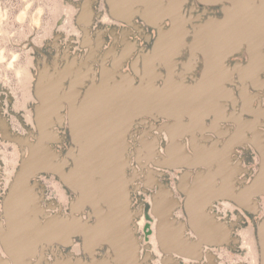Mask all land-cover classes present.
<instances>
[{
  "label": "rangeland",
  "instance_id": "rangeland-1",
  "mask_svg": "<svg viewBox=\"0 0 264 264\" xmlns=\"http://www.w3.org/2000/svg\"><path fill=\"white\" fill-rule=\"evenodd\" d=\"M163 1L108 0L107 3V0H0V221H2L4 226L6 221L3 209L4 198L20 168L22 158L29 154V147L25 144H20L14 138L20 136L35 141V136L39 134V125L41 127V140L36 149L32 150L29 162L31 169L47 166L62 172L64 163L68 162L67 158L62 161V154L70 142V135L66 128L62 129V122H60L64 100L70 104L72 112H75L72 113L70 118V126L72 127L73 141L77 145V149L72 147L68 155L74 158L78 174L76 176L71 175L70 179L73 181L79 180L85 162L88 159H92L93 165L99 163L103 152L108 154L109 160L112 159V157H109L110 153L113 155L115 151L117 155L121 151L124 157L123 142L125 130L134 123L133 117L137 113H129H134L132 116L124 113L125 110L132 108L127 107V99L125 100L127 98L126 93L130 90L127 88L126 82L129 81L130 77L120 69L123 60L131 50L130 46L134 48L135 45L127 39L126 31L122 28L129 25L114 21L113 18H110L109 13L121 19H128L129 22L131 21L130 18L136 13H140L151 24H154L152 19L156 15H170L175 19L172 26L158 36L154 47L155 53L152 56H146V68L142 78L144 80L146 77L147 90L150 91L149 87L154 89L152 85L156 79L163 78L168 82L174 78L175 71L173 69L176 66L174 58L181 47L188 46L192 52V57H194V50L197 47L203 48L200 49L205 52V59L209 67L205 71L204 77L208 78L210 72L217 66L215 62L212 67L214 54L226 42L217 41L212 32L220 30L222 27H225L223 28L225 39L228 38L230 33L233 36L229 40L228 48L234 47L238 40L241 41L243 39L252 41L258 48L264 45V0L262 5L251 8V10L246 12L244 9L237 7L230 9L227 11V17L225 18L229 23L207 22L206 24H198L199 28L196 29L195 27L196 32L191 42H188L190 36L187 37V35L190 32L187 25L191 23V25L196 26V24H193L190 3L188 1L185 3V10L190 15L186 16V11L182 10L183 0H169L168 3ZM238 1L242 2L245 0H236L235 2ZM137 5L143 6L141 12H139ZM196 5L197 8L201 7L198 4ZM109 6L111 8L110 12ZM242 12L244 15L248 14V16L245 18L239 16ZM105 15V18H110L111 20L108 22L101 21ZM112 29L117 30L118 34L122 30L121 40L113 37L110 32ZM134 31L136 33L133 34V37L138 38L140 44L150 46L153 43V38L141 36L136 28H134ZM112 32L115 34V31ZM102 35L105 36L103 47L111 46L109 50L110 53H114L115 58L112 61L111 69H108L101 76L100 83L95 84V74L94 76L87 74L90 67L83 71L80 65L66 60L68 53L74 56L75 54L86 53L88 48L92 49L91 52L96 50V48L101 50L103 47L100 36ZM163 40L168 41V44H161L160 41ZM120 43L123 47L117 52V48L121 47ZM210 49H213V51H209ZM122 52L124 53L123 55ZM251 52L255 63L254 66L241 67L239 72L244 80L243 89H245L244 86L247 84L246 78H252L250 83L255 87H264V82L259 76L260 70L256 69V64L261 59V54L259 55L254 51ZM187 53L188 51L184 49V53L179 56V69L184 68L185 70L183 62H186L184 63L185 66L192 62V57L187 62L189 59ZM229 53H226L225 56ZM107 54L109 53L107 52ZM225 56L222 61V71L218 72L219 76H222L220 83H224V81L231 78L232 71L226 70L224 66ZM155 58L157 61H155ZM235 59H245V54L229 56L228 64ZM158 61L167 68L166 75L161 76L156 71L155 65L158 64ZM197 62L199 61L196 60L195 64ZM127 63L123 66V70L128 68L129 64ZM187 72V78H195L200 74L201 67H196L194 71L189 69ZM69 77V87L63 90L66 87L65 84H67L65 80ZM85 77L93 80L92 84L94 86L91 87L90 85L88 88L89 92H92V96L89 100L84 99L82 104H78L74 98V95L78 94L76 86L83 83ZM111 80L113 81L112 84L110 83ZM37 92L40 94L41 103ZM129 92L131 93L132 91ZM137 92L139 91L137 90ZM106 93L109 96L108 104L101 103L102 98H104L103 95L106 96ZM111 94L113 99L110 98ZM47 99L52 102L45 106L46 102L49 101ZM37 104H39V107L36 121ZM80 112H82L83 116ZM255 113L257 117L264 116V108ZM100 125H104V128L100 138H97ZM252 132L255 134L253 138L260 145L259 149L264 156L261 132L255 128H252ZM62 133L64 134L63 141ZM130 140L132 139L130 138ZM45 142L54 152L59 154L61 159L49 149ZM145 143V146H141L142 148L137 147L138 160L143 157L154 160L156 151L154 145H152L153 142L147 140ZM149 145L153 146L152 152L149 150L151 148V146L149 148ZM43 148L47 153L45 160L38 155L39 149L44 150ZM84 148L86 150L83 153ZM75 149L78 150L77 155L74 153ZM184 154L186 155L185 150L172 146L168 154L161 153V159L168 161L171 157L175 159L187 158ZM167 173L171 176L176 174L177 171L173 173L168 171ZM167 176L169 178V175ZM35 179L38 181V186L36 187L38 196L29 182H26L25 190L22 185L19 186L15 211L10 209L9 198L6 201V207L10 209L11 213V215L8 214L12 224L9 227L11 234H13V230L16 232V228L21 231L27 225L32 226L34 224L36 228L41 227L44 223H42L43 220L41 221V217L38 215L40 206L44 208V213L46 214L47 212L58 211L59 207H61L62 211V206L68 207V203L73 197V193L63 186L62 180L55 173L42 172ZM153 179L151 176L150 180ZM133 197H135L132 204L134 209H137L140 204L144 206L142 219L137 218V220H140V236L144 237L142 239L143 246L146 244L151 245L152 254L159 255L160 252L157 248L155 237L151 235L154 222V216L149 207L151 192L140 190ZM166 205L165 209L168 208ZM241 225L242 229L240 227L239 229H241L242 243L233 247L222 248V260L225 264H238L240 262L243 264H259L256 238L249 217L246 224L241 222ZM23 235V232H18V238L8 237L7 242L12 244L13 247H20L25 252L23 249L24 244L22 243L26 242V240H23ZM73 250L75 251L76 248H73ZM33 253H35V250ZM0 254L6 255L2 248L1 240ZM23 254L25 255V253ZM36 257L39 259L35 261V264H40L42 256L41 254L39 255V250H36ZM24 260L25 262L27 261L26 256Z\"/></svg>",
  "mask_w": 264,
  "mask_h": 264
},
{
  "label": "crops",
  "instance_id": "crops-1",
  "mask_svg": "<svg viewBox=\"0 0 264 264\" xmlns=\"http://www.w3.org/2000/svg\"><path fill=\"white\" fill-rule=\"evenodd\" d=\"M183 1L182 10L186 11L185 3L188 0ZM163 2L168 3L169 0H164ZM137 8L139 9V12L143 10L142 5H137ZM110 11L111 8L109 6V12ZM109 14L110 18H113L114 21L127 23L129 25L122 28L126 31L127 39L135 45L134 48H130L131 50L129 51L127 57L123 60L120 70L127 73L130 77L129 81L126 82L127 88L142 92V96L144 98H142L144 102L143 108H141L137 115L133 117L136 120L139 117L142 118L146 116L147 113V110L144 109L146 106L147 81L146 77L143 80L142 75L144 74L146 68V56H152L155 52L153 46L154 41L150 44V46H146V44H140L138 38L133 37V34L136 33L134 28L137 29V32L141 36L143 35L156 40L163 31L168 30L170 26H172L175 19L170 15H156L152 19L154 24H151L148 23L145 20V17L140 15V13L133 15L130 18V22L128 19H121L113 14L111 15V13ZM186 16H189V14L187 13ZM105 17L106 15L101 21L108 22L111 20L110 18ZM187 26L189 29V23ZM112 31H115V34H113ZM110 32L115 39L121 40L122 30H120V34H118L115 29L110 30ZM100 37L102 38L103 47L105 36L102 35ZM110 47L111 46L107 48L103 47L101 49L102 51L96 48L93 52H91V48H88L86 49V53H82L81 55L75 54L74 56H71V53H68L66 61H73L74 63L80 65V68L83 71H85L87 67H90L87 74L90 76H94L95 74V84L100 83L101 76L108 69H111L112 61L115 58L114 53H110ZM122 47L123 45L121 44V47L119 46L117 48V52H119ZM186 47L188 48V46ZM186 47H181L175 57H178L179 59V56L184 53L185 49L188 51V62L192 57V52L189 48L186 49ZM107 52L109 54H107ZM194 53L196 54L197 51ZM201 54L204 57L202 52ZM194 57L196 56L194 55ZM194 57H192V62H189L190 64H188V66H185L184 63L186 62H183L185 70L184 68L179 69V61L176 59L175 61L177 63L174 68V78L168 82L158 78L152 85L154 88H161L164 85H169L172 92L176 91L178 94L177 97H179V92L189 90L191 87L194 92L193 105L188 106L185 109L181 105V102L177 100L176 104L174 102L171 103L170 110L167 112L163 110V108L157 107L152 111L161 114L158 119L161 122L159 125L160 128L158 129L160 131V135H164L165 141L163 140V142H171L172 138H178L179 143L185 142V150L189 152V156L187 158L173 159V162L168 160L166 163L168 166L192 168L187 180L184 182L178 181L177 185L180 189L185 188L186 190L184 189V191L188 192L190 195V191H193L190 196V205L192 207H203L202 202H204L205 208H202L204 210H194L193 212L195 214H202L206 212L207 203L209 204L211 211L210 226L207 227V224H205L206 226H201V229L204 228L210 232L209 236L212 242L211 244H213L211 245V255L216 258L219 256L222 257V248L228 246L223 243L227 238V228L224 223L231 225V222L236 220L235 213H237L241 205L245 204L248 208L252 206H262L264 208V192L256 194V192H253L252 190L253 178L259 172L260 167L264 163L263 154L259 149L260 145L253 138L255 134L252 132V128L261 132L264 144V116L257 117L250 115L243 110V98L239 92V85L233 84V82L228 83V80L224 81V83H220L218 80L204 77L205 71L209 68L205 57L206 67L202 73L203 76L201 75L193 80L185 78V74L188 73L187 71H189V69L194 71L197 67ZM155 61H157L156 58ZM224 62H226V60H224ZM126 63L129 64V66L127 69L123 70V66H125ZM161 66L162 65L159 61L158 64L155 65L156 71L159 73ZM224 66L226 70L232 71L231 79L236 80L238 73L241 71V67H226L225 63ZM180 70L182 71L180 72ZM89 80V77H85L84 82L78 84V88L76 87V89L80 92V98L77 101L78 104L83 103L89 86H94L92 84V80ZM218 82L220 84H216ZM110 83L112 84L113 81L111 80ZM65 86L68 85L65 84ZM215 87H218L219 90L217 91V94L212 96V94L210 95L209 93L212 92V88ZM102 99L101 103L108 104L107 98ZM80 113L83 116L82 112ZM190 134L192 135V138L189 137ZM147 140L150 139L147 138ZM191 144L194 146L188 147V145ZM247 153L251 154L250 157H248L249 154ZM176 178L178 177L176 176ZM142 180L143 179H140L141 182ZM182 183L185 185L184 188ZM206 187L210 188L207 189ZM141 205L143 207V204H140L139 207H141ZM131 207L132 206L130 205L129 210L124 212L126 216L129 215L127 213H130ZM51 214H53V211L51 213L48 212V216ZM60 216H62L61 210ZM142 217L143 216L139 217L140 220ZM155 219H153L154 222ZM42 220L45 221L44 218ZM140 220H137V228L135 229L138 230L139 233L135 231L136 234H133V231L130 229V232H127L124 236L125 243L123 242V244L131 245L132 243L136 245L137 242L140 241ZM131 222L132 221H129L128 219L129 228ZM58 225L59 226L56 227L60 228L59 234L56 233V235H53L55 239L52 243L45 244L44 248L40 245L37 247L39 255L41 254L42 256L40 264L66 263V261L62 258V223ZM239 227L242 229L239 225L236 227L233 226L234 232H231L230 235H238L241 237V229H239ZM120 239L121 241L123 240L122 238ZM53 252H55V255H53ZM141 254L142 251L137 250V253H135L133 258V264H139L138 261L140 260ZM6 255L2 254V258H9V256ZM26 260L27 261H24V264H35V261L38 260V258L29 255ZM8 262L9 264H16L11 258Z\"/></svg>",
  "mask_w": 264,
  "mask_h": 264
},
{
  "label": "flooded vegetation",
  "instance_id": "flooded-vegetation-1",
  "mask_svg": "<svg viewBox=\"0 0 264 264\" xmlns=\"http://www.w3.org/2000/svg\"><path fill=\"white\" fill-rule=\"evenodd\" d=\"M236 0H188L190 3V10H192L193 14V24H196V26L191 25L189 23V35L190 40L188 42H191L194 37L195 27L196 29L199 28L200 23L206 24L211 22H226L229 23L227 19H225L227 16V11L230 9L237 7L242 8L244 11H249L251 8L258 7L262 5L263 0H245L242 2H235ZM108 3V0H107ZM200 5V8H197V5ZM190 16V15H189ZM239 16L245 18L248 16V14L244 15L243 12ZM231 20V19H230ZM232 21V20H231ZM85 23V22H84ZM198 25V26H197ZM81 26V25H80ZM242 41V42H241ZM238 40L236 45L233 47L226 48L229 50L230 54H228L227 58L225 59L226 67L237 68V67H252L254 66V62L251 56L252 52L254 51L257 54H261V59H259V62L256 64V69H259V76L264 82V45L260 46L259 48L254 44L252 41L243 39ZM251 44V45H250ZM233 47V48H232ZM189 48V47H188ZM186 47V49H188ZM197 51V53L194 55L196 56L197 67H201V72L197 77H200L204 71V68L206 67V62L204 57L202 56L199 49L194 50V52ZM209 51H213V49H210ZM245 54V59H235L232 63L228 64V57L231 55H242ZM178 59V57L174 58V60ZM177 63V62H176ZM163 66V65H162ZM175 68V67H174ZM160 75H166L167 68L163 66V68L159 69ZM174 70V69H173ZM175 71V70H174ZM187 78V74H185ZM239 75V76H238ZM237 79L233 80L230 78L228 80V83L233 82V84L239 85V92L243 98V110L246 111L250 115L256 116L257 111H260L264 108V87H255L250 81L252 78H246L247 84L244 86L245 89H243V79L241 78V74L238 73ZM192 78L193 79H196ZM163 79V78H161ZM191 79V78H188ZM255 79V78H254ZM92 79L90 78L89 81ZM164 80V79H163ZM261 80V81H262ZM67 85L65 89L66 90L69 87L70 84V78L66 79ZM93 82V80H92ZM249 85V86H248ZM78 87V86H76ZM78 91V90H77ZM80 92L78 91V94L74 95L75 102L77 103ZM62 113V129L66 128L68 131V134L70 135V142L67 149L62 154V161H65V159H68L67 163L65 164V170L69 171L70 168L74 166V158L71 155H68V152L71 150L72 147H75L77 149V145L73 141L72 136V130L70 126V116H72L70 104L64 100V104L61 110ZM161 114L154 111H148L146 113V116L139 117L134 121L132 124V127L130 128V132L127 136V142H126V173L127 177L131 179V188L133 189L132 196L136 195L137 192H140L141 188L143 186H146L150 188V192H156L158 194H161L160 198L163 200L166 204H173L174 207L170 210V215L168 217H163L161 219L155 217V222L152 225V234L155 237L157 248L160 252L159 255L154 254L149 257L144 255V248H143V241L144 237L140 236V241L137 242L136 245H138V250L142 251V254L140 255V260L138 261L139 264H225L222 260V257H212L211 256V240L209 236V231L205 230L202 227H205L207 224V227L210 226L211 222V211L210 206L207 203V211L202 214H195L194 210H204L202 208H205L204 202H202L203 207H192L190 196L192 195L193 191H190L191 195L188 194V192L184 191V183H182L184 189L178 188V181L184 182L187 180L189 173L192 168L189 167H174L172 168H160L159 166H156L153 161L155 160L157 163H162L165 160L161 159V153L168 154L165 150L172 148V146H177V148H182L185 150V142L179 143L178 138H172L171 142H163L164 135H160V131L158 128H160V120L159 116ZM66 125V126H65ZM159 133V134H158ZM63 133H62V141H63ZM190 138H192V135H189ZM130 138L132 140H130ZM147 138L152 140L155 148L156 155L154 160L152 158L143 157L140 160H138L137 155V147L145 146V142L147 141ZM165 141V140H164ZM175 144V145H174ZM194 146L193 144L188 145ZM142 148V147H141ZM74 151V153L77 155L78 150ZM186 151V150H185ZM189 152L186 151L185 156H189ZM248 157H250V153ZM182 158V157H181ZM186 158V157H184ZM173 162V161H172ZM149 168L156 169L158 171H163V173H157V172H151ZM181 170V171H179ZM173 173L174 171H177L176 174L171 175L167 172ZM169 175V178L168 176ZM157 177V182L154 180H150V177ZM176 176L178 178H176ZM140 179H143L142 182ZM138 181V182H137ZM153 183L152 187H149L146 185V183ZM158 181L162 182V185L159 186ZM63 186H65L67 189H69L73 193V197L68 203V207L62 206V218L68 216L71 217V211H70V204L72 200H75L76 197H78L79 192L72 190L68 184H66L62 180ZM140 185V186H139ZM169 189V190H168ZM186 190V189H185ZM98 204L99 206L96 208H93L92 206L88 205L84 209L80 211H74V214L76 216H80L83 220L87 222V225L91 224L92 227H96L94 231H96L95 237H88V235L80 233L76 235L75 237H72L69 239L70 245L66 247L64 244H62V258L66 261L65 264H123L122 259L120 258L119 251L116 250V246L124 245L125 243L124 236L129 233L130 229L133 231V234L139 233L138 230H135L137 228V218L141 214L144 213V206L139 207L138 209H134L131 207L130 213H127L129 215H125L124 212L127 210L123 206H120L118 210L112 211L108 200H105V195L103 193L98 192ZM135 198V197H133ZM133 200H131L130 205L132 206ZM243 204V203H242ZM129 205V207H130ZM140 209V212L138 214L137 210ZM164 215L168 212V210H163ZM239 214V215H238ZM236 215V222L234 224V227L237 225L242 226L241 222L245 223L247 222V218L249 217L251 221V227L254 230V236L256 238L257 243V252H258V261L259 264L262 263L263 255H264V248L262 249V242L264 241V230L261 232L262 236L260 234L259 225L264 219V208L252 206V207H246L245 204L241 205ZM135 219H134V218ZM125 219V220H124ZM129 221H132L129 228ZM132 219V220H131ZM120 223V226L118 224ZM158 223L165 227L166 230H170L171 232V241L173 242L171 245L173 246H179L184 245L186 250L193 255V257H187L180 255L176 252L171 253H164L159 246L158 242ZM122 225V226H121ZM132 227V228H131ZM140 228V227H139ZM231 232H234V230H231ZM160 234V233H159ZM122 238L123 240L121 241ZM163 240L166 241L164 238V234L162 235ZM65 241V239H63ZM188 242L190 245H186L185 242ZM243 239L240 237V240L235 245H240L242 243ZM140 244V245H139ZM264 244V243H263ZM73 248L76 250L74 251ZM152 251V249H149ZM70 257V258H69ZM218 258V259H217ZM213 259V260H212ZM133 262V261H132Z\"/></svg>",
  "mask_w": 264,
  "mask_h": 264
},
{
  "label": "water",
  "instance_id": "water-1",
  "mask_svg": "<svg viewBox=\"0 0 264 264\" xmlns=\"http://www.w3.org/2000/svg\"><path fill=\"white\" fill-rule=\"evenodd\" d=\"M195 32H196V30H195ZM156 40H154V44H153L154 47L156 44ZM200 48H202V47H197V49H199V50H200ZM216 84H220V83L218 82ZM217 88L218 87L212 88V92H210L209 94L210 95L212 94V96L217 94V91L219 90V88L218 89ZM149 89H151V91L148 90L149 92H147V94H146L147 104H146V107L144 108L147 110V112L152 111L153 109H156V107L157 108L171 107V103L174 102L176 104L177 100H179L181 102V105L185 109L188 106L193 105V100H194L193 94H194V92L191 89V87L189 90H183V91L179 92V97H177L178 94L176 93V91L172 92V89L169 85H164L161 88H154V89L149 87ZM129 91H132V92L130 93ZM129 91H127V93H126L127 98H125V100L128 99L129 96L134 97L135 92L137 90L132 89ZM37 94L39 96L40 103H41L40 94L38 92H37ZM105 95L106 96L103 95V97L105 99L106 98L108 99V97H109L108 94L106 93ZM91 96H92V92H89L87 90L86 95H85V99L89 100L91 98ZM110 98L113 99L112 94H111ZM118 102H120V101H118ZM39 104H37V106H36V111H37L36 121H37V116H38ZM126 104H127V107H134V106H130L128 101H126ZM124 113L129 114L130 112L126 111ZM132 115H134V113L129 114V116H132ZM70 118H71V116H70ZM70 118H69V120H71ZM37 125H38V122H37ZM38 128H39V134L37 136H35V138H36L35 141H32V140L28 139L27 137L23 138V137L17 136L14 138V140L19 142L20 144H25L29 147V154L22 158L20 168L17 171L15 178H14V181L12 182L11 187H10V189H9L8 193L6 194L4 201H3V209H4V216H5V220H6L5 221L6 225L4 226L2 224V221H0V240H1L2 248L4 249L6 254L9 256V258H5V257L2 258V254H0V262H2L3 264H9L8 261L10 260V258H12V260H14L15 263H17V261L13 258V254L11 253V250H13V248H12L13 246H11L10 243L7 242V240H6V232L7 231L6 232L4 231L7 227L9 228L12 225L9 218H8V214L11 215V213H10V209L6 207V201H7L8 197L10 196V194L11 195L13 194L14 197L15 196L17 197L16 189H17L18 185L21 184V182L25 179L26 180L28 179V181L34 186V188H36L38 186V181L35 179V177L42 172L57 174L60 177V179L63 180L66 184H68V186L72 190H74L76 192L78 191L79 195H78V197H76L75 200H72V202L70 204V211L72 214L71 217L66 216L64 218H61L62 217V216H60L61 207H59V210L57 212H53V214L48 216V212H47V214L44 213V208L41 206L42 211L39 210L38 215H39V217H41L40 218L41 220L43 218L45 219L42 227L36 228L34 226V224L32 226L27 225V226L23 227V229H21V231H19L18 228L15 227L16 232L13 230L15 235H17V232H23L24 235H26L25 238H23V240H30V242H32V239H34V238L43 239V241H41V242L39 241L36 244L34 242H32L30 244L29 241L23 242L22 244L33 249V248L38 247V245H39L38 243L42 244V247L45 244L52 243V241L55 239V237L53 235H56V233L59 234L60 228H57L56 226H59L58 224H60V223H62V244H64L66 247H68L70 245L69 239L72 237H75L76 235H78L80 233L86 234V235H88V237H93V238L96 235V231H94L96 227H92L91 224L87 225V222L85 220H83L80 216H76L74 214V211H80L88 205L92 206L93 208L98 207L99 206V204H98V197H99L98 192H99V190L96 191L97 193L94 195V193H93L94 191H92L93 188L91 186L89 187L86 184H81L80 186L78 185L77 186L78 188H77L75 184L73 185L68 181V174L64 173L63 171L61 172L59 170H55V169L47 167V166H39V167H34V168L30 169L29 162H30L32 150L36 149V147L39 145L40 140H41L40 139L41 127H39V125H38ZM165 151L167 152V149ZM166 162L167 161H164L162 163H159V162L157 163L156 161H153V163L156 166H159L160 168H172V166H168ZM71 169L72 168H70V170L67 172H70ZM149 170L151 172L163 173V171H158V170L152 169V168H149ZM156 179H157V177L154 176V182L155 181L157 182ZM263 179H264V163L260 167L259 172L253 178L252 190H253V192H256V194H260V193L264 192V187L262 189L261 185H260L261 182L263 181ZM129 180H128L129 183H128L126 188H123L121 190L117 189L116 190L117 192L115 191L116 195H115L114 199H112V197H111L112 195L106 193V191L104 192L103 195H105L104 196L105 200H108L109 206H110L112 211L118 210V208L120 206H123L125 209L129 210L130 202L133 199V196H132L133 189L130 186L131 179L129 178ZM158 183H159V186L162 185V182L158 181ZM146 185H148L149 187H152L153 183L148 182V183H146ZM141 190L144 192H150V188H148L146 186H143L141 188ZM119 192H120V194H119ZM160 196H161V194H158L156 192L155 193L152 192L151 193V203L149 204V207H150L152 214L159 219H161L163 217H168L170 215V210L174 207L173 204L169 203L168 209L167 208L165 209L166 203L163 202V200L160 198ZM96 199H97V201H96ZM8 209H9V213H8ZM163 210H168V212L164 215V212H162ZM139 212H140V209L137 210L136 214H138ZM44 214H46L45 217H43ZM212 216H213V214H212ZM235 223L236 222H231V225L224 223L226 225V228H227V238L225 239V241L223 243L228 245V246H232V247L235 246V244L238 243L240 240V236H238V235L231 236L230 235L231 230H233V226ZM158 228L160 231L159 232L160 234L158 233V242H159L160 249L164 253L176 252V253L183 255V256L193 257V255L190 254L186 250L184 245H179L178 247L171 245L173 242L171 241L170 230L167 231L166 228L162 227L159 223H158ZM259 229H260V234L262 236L261 232L264 230V219L260 223ZM49 233H51V234H49ZM163 234H164V238L166 239V241L163 240V238H162ZM63 239H65V241ZM185 243L188 246L190 245L187 241ZM211 243H210V246L213 245ZM263 243H264V241L262 242V249L264 247ZM143 247L145 248V251H144L145 256L149 257V256L153 255L151 250H149V249H152L151 245L146 244ZM116 250L119 251L118 253L120 255V258L122 259L121 261L123 264H133L132 261H133V258L135 256V253H137L138 245H134L132 243H131V245H125L124 244V245H121L119 247L116 246ZM53 255H55V252H53ZM211 256L213 257V255H211ZM71 264H73V263H71ZM238 264H243V263L240 262ZM261 264H264V255H263V260H262Z\"/></svg>",
  "mask_w": 264,
  "mask_h": 264
},
{
  "label": "bare ground",
  "instance_id": "bare-ground-1",
  "mask_svg": "<svg viewBox=\"0 0 264 264\" xmlns=\"http://www.w3.org/2000/svg\"><path fill=\"white\" fill-rule=\"evenodd\" d=\"M223 28H225V27H222L220 30H215V31H213L212 32V34H213V36H214V38L217 40V41H223V42H225V44L222 46V48L218 51V52H215V56H214V62H213V65H212V67L215 65V62L217 63V66H216V68L215 69H213L211 72H210V74H209V76H208V78H211V79H213V80H218V81H220L221 79H222V76L220 77L219 76V74H218V72L220 73L221 71H222V69L221 68H223V65H222V61H223V59H224V56H225V54L226 53H228L229 52V50L228 49H226V48H228V44H229V40L233 37L232 36V33H230V35L228 36V38H226L225 39V37H224V35H223ZM167 38V37H166ZM161 42V44H164V45H167L168 44V41H166V40H163V41H160ZM159 42V43H160ZM165 42H166V44H165ZM130 48H131V46H130ZM126 49H128L127 47H126ZM129 50V49H128ZM160 50H161V48H160ZM124 51V50H123ZM125 51H127V50H125ZM200 52H202L203 53V55H204V57H205V52L203 51V50H199ZM124 53L122 52V55H123ZM228 56V55H227ZM227 56H225V58L227 57ZM121 57V56H120ZM207 66H208V62H207ZM222 66V67H221ZM89 91V90H88ZM150 91V90H149ZM148 90H147V92H149ZM147 92H146V94H147ZM142 98H143V96H142V92H135V96L134 97H132V96H129L128 97V99H127V101L129 102V105L131 106H134V107H132V108H130V109H128V110H125V112L126 111H129L130 113L131 112H137V111H139L141 108H143V105H144V102H143V100H142ZM144 99V98H143ZM47 100H49V99H47ZM140 100H141V102H140ZM49 102H52L51 100H49V101H47L46 102V104H45V106L46 105H48L49 104ZM44 103H45V101H44ZM146 104H147V102H146ZM127 105V104H126ZM50 106V105H49ZM146 107V106H145ZM44 108H47V107H44ZM163 110H165L166 112L167 111H169L170 110V107H165V108H163ZM138 113V112H137ZM136 115V114H135ZM134 121H135V118H134ZM60 122H62V114H61V120H60ZM98 123V122H97ZM54 124V123H53ZM133 124V123H132ZM132 124L125 130V136H124V142H123V144H124V151H123V155H124V157L126 158V151H128L127 149H126V141H127V136H128V133L130 132V127L132 126ZM103 128H104V125L102 126V125H100V127L98 128V132H97V135H98V137L97 138H100V135H101V132L103 131ZM71 130H72V127H71ZM56 133V132H55ZM57 134V133H56ZM57 137H58V134H57ZM56 137V138H57ZM152 141V140H151ZM46 143V142H45ZM47 144V143H46ZM152 145H154L153 143H152ZM152 145H149V148H150V146H151V148L149 149L151 152L153 151L152 149H153V146ZM47 146H48V144H47ZM49 147V146H48ZM44 149V148H43ZM49 149L54 153V154H56L57 156H58V158H60V156H59V154L57 153V152H54V150H52V148L51 147H49ZM178 149V148H177ZM86 149L84 148V150H83V153H84V151H85ZM169 151V149L167 150V152ZM177 151V150H176ZM119 154L117 155V152L115 151V153H113V155H112V153H110V156L109 157H112V159L111 160H109L108 159V154L107 153H105V152H103L102 153V156L100 157V162L99 163H96L95 165H93V162L91 161L92 159H88L86 162H85V164L83 165L84 166V169H83V172L81 173V177H80V179L79 180H72V179H70L71 177V175H73V176H76L77 174H78V172H77V169H76V165L74 164V166L72 167V169H71V171L70 172H67L66 170H65V165H64V170H62L64 173H66V174H68V181L71 183V184H75L76 185V187L79 185H81V184H86V185H88L89 187L91 186L93 189H92V191H94L93 193H94V195L97 193L96 191H100V193H103L104 194V192L106 191V193H108V194H110V195H112L111 197H112V199H114L115 198V195H116V190L118 189V190H121V189H123V188H126L127 187V185H128V183H129V178L127 177V173H126V160H125V158L122 156V154H121V151L120 152H118ZM177 153V152H176ZM47 153L45 152V149L44 150H42V149H39V151H38V155H40L42 158H44V160H45V155H46ZM264 157V156H263ZM169 158V157H168ZM61 159V158H60ZM173 159H175V158H173V157H171L170 158V160H173ZM169 160V161H170ZM67 163V162H66ZM32 164V163H31ZM29 166H30V164H29ZM30 169H31V166H30ZM129 180V181H128ZM154 180V179H153ZM26 182H29L28 181V179L26 180H23L22 182H21V184H19L18 185V187H17V189H16V191H17V197L15 198L14 196H13V194L11 195L10 194V196L8 197L9 198V202H10V204H9V206H10V209H11V211L13 210V211H15V209L17 208V204H16V200H17V198H18V189H19V186L20 185H22V188L25 190L26 189V186H25V183ZM29 184L32 186V188L35 190V192H36V188H34V186L29 182ZM261 188L263 189V186H264V179H263V181L261 182ZM78 188V187H77ZM207 188V187H206ZM205 188V189H206ZM210 188V187H209ZM209 188H207V189H209ZM116 191V192H115ZM84 193V192H83ZM92 193V194H93ZM36 194H37V192H36ZM119 194H120V192H119ZM13 196V197H12ZM37 196H38V194H37ZM250 199V198H249ZM96 201H97V199H96ZM37 202H38V200H37ZM248 202V201H247ZM38 205H39V202H38ZM40 206V205H39ZM166 206H168V204L166 205ZM168 209V208H167ZM40 210L42 211V208H41V206H40ZM115 211V210H114ZM9 218V217H8ZM9 220H10V218H9ZM41 220V219H40ZM42 221V220H41ZM42 223H44V221H42ZM5 225H6V223H5ZM43 226V225H42ZM41 226V227H42ZM118 226H120V223L118 224ZM122 226V225H121ZM5 232H6V240H7V238L8 237H12V238H18V236L17 235H15L14 234V232H12L13 234L11 235V231H10V228H6L5 230H4ZM220 232V231H219ZM17 234H18V232H17ZM25 236L26 235H23V237L22 238H25ZM219 236H221V235H219ZM27 242L29 241L30 242V240H26ZM41 242V241H43V239H39V238H34V239H32V242H34L35 244L37 243V242ZM32 242H30V244L32 243ZM41 247H42V244H40V243H38ZM11 246H12V244H10ZM45 247V245H43V248ZM13 248V250H11V253L13 254V258L17 261V263L16 264H24V257L26 256V259H27V256H35L36 257V250L38 251V249L37 248H33V249H31V248H29L28 246H26V245H24V250H25V252H23L22 250H21V248L20 247H12ZM264 248V247H263ZM35 250V253H33V251ZM119 250V249H118ZM23 253H25V255L23 254ZM31 253V254H30ZM24 255V256H23ZM23 256V257H22ZM38 258V257H37ZM12 259V258H11ZM39 259V258H38ZM0 264H3L2 262H0Z\"/></svg>",
  "mask_w": 264,
  "mask_h": 264
}]
</instances>
